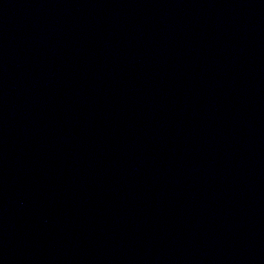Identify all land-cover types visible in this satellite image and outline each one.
<instances>
[{
  "label": "water",
  "instance_id": "obj_1",
  "mask_svg": "<svg viewBox=\"0 0 264 264\" xmlns=\"http://www.w3.org/2000/svg\"><path fill=\"white\" fill-rule=\"evenodd\" d=\"M0 264H264V0H0Z\"/></svg>",
  "mask_w": 264,
  "mask_h": 264
}]
</instances>
